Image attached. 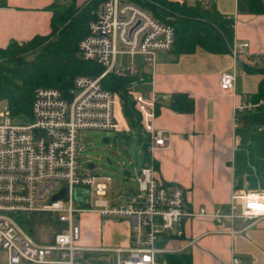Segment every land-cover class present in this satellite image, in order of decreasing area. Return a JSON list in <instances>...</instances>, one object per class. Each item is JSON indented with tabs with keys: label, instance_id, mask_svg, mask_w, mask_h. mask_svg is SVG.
Listing matches in <instances>:
<instances>
[{
	"label": "built area",
	"instance_id": "1",
	"mask_svg": "<svg viewBox=\"0 0 264 264\" xmlns=\"http://www.w3.org/2000/svg\"><path fill=\"white\" fill-rule=\"evenodd\" d=\"M181 2V0H171ZM176 30L172 23L157 17L135 0H104L93 12L87 32L78 43V53L86 61L103 67L91 77L77 75L67 92L55 87H37L31 103L32 119L15 121L5 104L0 113V264H86L84 253L96 251L82 246L78 214L97 212L103 217L131 222L129 246L101 248L114 252L115 264H156L155 242L160 234L172 231L185 217L256 220L264 217V193L234 190L228 213L221 209L189 210L182 187L168 188L157 175L156 152L169 149L171 138L155 125L157 98L127 85L141 116L143 144L148 159L137 174L138 188L108 195L105 179L78 161V134L95 129L129 132V119L119 92L102 86L108 73L139 75L134 57L154 68L161 52L174 48ZM249 43H233L231 52L238 60ZM131 59L125 62V57ZM264 55L252 54L257 65ZM235 72H225L220 87L232 91ZM164 99H170L164 96ZM264 101H244L237 112L256 111ZM95 168V167H94ZM86 170V172H84ZM65 188L63 198H51ZM91 196L93 198L91 199ZM78 202V206L75 205ZM47 211L58 213L66 227L57 232L51 244L41 245L23 231L9 213ZM232 234L237 230L232 228ZM126 254V257H124ZM237 257L232 264H239Z\"/></svg>",
	"mask_w": 264,
	"mask_h": 264
},
{
	"label": "crops",
	"instance_id": "2",
	"mask_svg": "<svg viewBox=\"0 0 264 264\" xmlns=\"http://www.w3.org/2000/svg\"><path fill=\"white\" fill-rule=\"evenodd\" d=\"M0 1V48L11 40L21 43L50 33L54 0ZM257 1L254 11L253 0H181L189 5H214L234 20V43H249L238 60L232 52L199 48L193 53L161 52L154 68L138 65L133 90L147 97L155 94L160 103L155 125L172 142L171 148L156 152L157 175L168 188H183L185 205L192 211L204 208L228 213L234 190L264 193V124H251L242 118L244 112L235 110L244 101H254L264 77L260 71L264 58L255 66L250 63L252 54L264 55V0ZM236 70L235 88L222 90V74ZM175 94L188 95L193 109L175 110L169 103ZM147 159L143 149L142 165ZM107 192L115 194L109 188ZM81 214L80 244L94 248L101 254L98 257L112 254L115 260L114 252L101 248L130 245V220L103 217L94 211ZM59 222L60 230L66 227ZM232 228L237 232L232 234ZM59 231L38 244H51ZM155 247L156 264H232L234 257L239 264H264V217L238 219L234 224L229 219L185 217L172 231L160 234Z\"/></svg>",
	"mask_w": 264,
	"mask_h": 264
},
{
	"label": "trees",
	"instance_id": "3",
	"mask_svg": "<svg viewBox=\"0 0 264 264\" xmlns=\"http://www.w3.org/2000/svg\"><path fill=\"white\" fill-rule=\"evenodd\" d=\"M104 0H54L50 6L52 17L49 34L35 36L18 43L11 40L0 48V104H5L15 121L32 119L31 103L37 87H55L67 92L77 75L98 76L103 67L84 60L78 53V43L87 32V25ZM150 9L157 17L172 23L176 38L172 51L178 54L203 49L211 53L231 52L234 43V20L221 13L214 5L198 2L194 5L171 0H135ZM156 3V4H155ZM1 4V1H0ZM258 1L252 8L257 10ZM28 54L31 56L28 57ZM251 70V69H250ZM264 73V69H260ZM138 76L108 73L101 79L102 86L119 92L131 126L143 139L140 113L127 90V85ZM264 101V77L252 98ZM177 111L193 109V100L186 94H175L169 101ZM157 110L160 103H157ZM242 115V114H241ZM251 124H264V103L256 111L242 115ZM142 148L146 150L143 144Z\"/></svg>",
	"mask_w": 264,
	"mask_h": 264
},
{
	"label": "rangeland",
	"instance_id": "4",
	"mask_svg": "<svg viewBox=\"0 0 264 264\" xmlns=\"http://www.w3.org/2000/svg\"><path fill=\"white\" fill-rule=\"evenodd\" d=\"M29 56L31 54H28ZM130 59V56L125 57V62L128 63ZM134 60L136 64L142 65L140 55H136ZM1 111H3L2 104H0V113ZM140 135L137 130L119 133L95 129L82 130L77 138L80 147L78 161L84 165L86 162L94 163V174L104 178L109 190L113 193L137 189V174L143 162V142ZM75 205L78 206V202H75ZM8 215L13 217L18 226L36 243L46 242L54 232L61 228L58 213L33 211L9 213ZM78 218L82 221L83 215L78 214ZM112 257V254L108 257H90L85 263L115 264Z\"/></svg>",
	"mask_w": 264,
	"mask_h": 264
},
{
	"label": "water",
	"instance_id": "5",
	"mask_svg": "<svg viewBox=\"0 0 264 264\" xmlns=\"http://www.w3.org/2000/svg\"><path fill=\"white\" fill-rule=\"evenodd\" d=\"M105 142H107V140H104ZM95 164L92 162H87V168L92 170L94 169ZM65 196V188H62L58 193H56L51 199L55 200V199H59V198H63ZM101 254L98 252H86L84 253V258H88V257H98Z\"/></svg>",
	"mask_w": 264,
	"mask_h": 264
}]
</instances>
